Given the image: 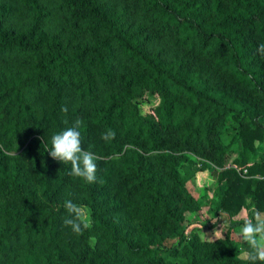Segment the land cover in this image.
Instances as JSON below:
<instances>
[{
    "label": "trees",
    "instance_id": "16d2710c",
    "mask_svg": "<svg viewBox=\"0 0 264 264\" xmlns=\"http://www.w3.org/2000/svg\"><path fill=\"white\" fill-rule=\"evenodd\" d=\"M261 43L264 0H0V264H250L231 233L264 213ZM76 120L95 183L47 151ZM210 167L222 240L188 186Z\"/></svg>",
    "mask_w": 264,
    "mask_h": 264
},
{
    "label": "clouds",
    "instance_id": "9594fccd",
    "mask_svg": "<svg viewBox=\"0 0 264 264\" xmlns=\"http://www.w3.org/2000/svg\"><path fill=\"white\" fill-rule=\"evenodd\" d=\"M257 52L261 57H264V43L259 44ZM62 111L66 113L67 107L63 108ZM80 126L81 121L76 120L73 126L54 133L51 137L52 146L47 151L53 159L62 164H70L69 175L82 178L91 184L96 181L97 165L95 161L97 157L93 153L83 150L81 134L78 131ZM114 137L115 133L111 130L106 131L101 136L105 141L114 139ZM63 207L68 214L63 223L70 227L73 233L81 235L84 230L90 229L91 220L82 206L72 200H66ZM223 233L222 228L215 230L213 232L215 240L224 239ZM239 236L248 245V251L245 255L250 264H257V262L264 264V213L254 207L249 209L244 214Z\"/></svg>",
    "mask_w": 264,
    "mask_h": 264
},
{
    "label": "rangeland",
    "instance_id": "374dc122",
    "mask_svg": "<svg viewBox=\"0 0 264 264\" xmlns=\"http://www.w3.org/2000/svg\"><path fill=\"white\" fill-rule=\"evenodd\" d=\"M159 98L151 97L146 95L142 102L140 103V109L143 115L150 114L154 112L159 104ZM217 170L213 167H210L206 171H202L197 174L196 178L189 183V189L192 194L197 198L203 201L202 210L199 216V226L204 228V237L207 239H213V232L215 230H220L224 234L228 233L225 224L224 217L219 218L217 216ZM88 218H90L89 212L85 209ZM194 220V216H189L188 223ZM204 225V226H203ZM193 227V226H192ZM240 228L237 232L231 233V236L234 240L242 244L243 240L239 236Z\"/></svg>",
    "mask_w": 264,
    "mask_h": 264
}]
</instances>
